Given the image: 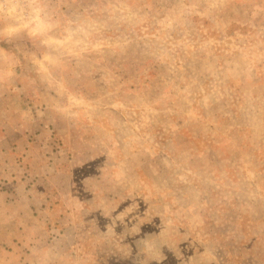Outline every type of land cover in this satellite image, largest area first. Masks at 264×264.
Masks as SVG:
<instances>
[{
	"label": "rangeland",
	"instance_id": "374dc122",
	"mask_svg": "<svg viewBox=\"0 0 264 264\" xmlns=\"http://www.w3.org/2000/svg\"><path fill=\"white\" fill-rule=\"evenodd\" d=\"M0 264H264V0H0Z\"/></svg>",
	"mask_w": 264,
	"mask_h": 264
},
{
	"label": "built area",
	"instance_id": "2783aa9c",
	"mask_svg": "<svg viewBox=\"0 0 264 264\" xmlns=\"http://www.w3.org/2000/svg\"><path fill=\"white\" fill-rule=\"evenodd\" d=\"M4 1V0H3Z\"/></svg>",
	"mask_w": 264,
	"mask_h": 264
}]
</instances>
